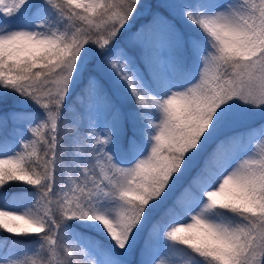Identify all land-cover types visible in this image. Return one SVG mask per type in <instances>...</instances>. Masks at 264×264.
Instances as JSON below:
<instances>
[{
    "label": "snow or ice",
    "instance_id": "1",
    "mask_svg": "<svg viewBox=\"0 0 264 264\" xmlns=\"http://www.w3.org/2000/svg\"><path fill=\"white\" fill-rule=\"evenodd\" d=\"M144 7L0 0V107L39 110L0 151V232L29 242L0 264H264V0Z\"/></svg>",
    "mask_w": 264,
    "mask_h": 264
},
{
    "label": "trees",
    "instance_id": "2",
    "mask_svg": "<svg viewBox=\"0 0 264 264\" xmlns=\"http://www.w3.org/2000/svg\"><path fill=\"white\" fill-rule=\"evenodd\" d=\"M143 13V12H142ZM150 21V18L147 16L144 18ZM152 23H148L147 26L151 25ZM83 86H80L76 89V91L72 94V97L68 100L67 104L73 107L76 111L80 108L81 103L80 99V90ZM83 101H88L87 96L84 97ZM14 108L17 113H38V109L30 104H20L15 100V98L10 97L7 104L3 105L0 107V127L3 123V121H6V127L0 128V146L1 144L4 143H14L17 142L19 137L24 134L26 124H25V119L26 117L24 115H18L17 120L13 119L12 114H10L9 118H4V115L6 116L9 113V109ZM127 109V107H126ZM125 109V110H126ZM69 108L65 111L64 115L66 119H71L69 116L68 112ZM16 123H19L17 126ZM9 125V126H8ZM15 125V126H14ZM17 127V128H14ZM17 188H23L25 192H31L32 187L31 186H26L22 184H17ZM29 247V242L28 241H19L16 240L14 241L10 234H7L5 232H0V256H5L10 248H25ZM139 255H134L133 260L139 259Z\"/></svg>",
    "mask_w": 264,
    "mask_h": 264
},
{
    "label": "rangeland",
    "instance_id": "3",
    "mask_svg": "<svg viewBox=\"0 0 264 264\" xmlns=\"http://www.w3.org/2000/svg\"><path fill=\"white\" fill-rule=\"evenodd\" d=\"M171 2H176V0H142V3L145 5V7L141 10V12L138 16V19L136 22V27L139 28L140 26H147L148 23H152L154 14L159 13L161 15H167L168 10L161 7V6L166 4V3H171ZM146 16L148 18H150V21L147 19H144ZM193 34H195V33L193 32ZM125 43H129V47H130V49L134 55L138 54L137 50L135 48L131 47V43L129 41L125 40ZM81 86H83V85H81ZM78 98H79V96H78ZM19 103L20 104H26V103H22V102H19ZM89 103H90L89 99L86 102L83 101V103L80 105V108L78 109V111L73 109V107H71L70 105H68L69 107H67V108H69L68 112H69L70 118L75 116L76 119L81 123V125H82V127L80 129L81 132H83L84 129L87 127L90 118L99 121L101 124L104 122V120L106 118L105 111L102 109V107H99L98 105H96L95 101L91 102L93 104V111L90 114L88 111ZM8 111H9V113L6 116L4 115V118H9L10 114H12L13 119L17 120L18 115H16V113H17L16 110L14 108H11ZM260 122L261 121H260L259 117L257 116L256 119L254 121H252V124L255 126V125H259ZM18 124L19 123H16L17 126H20ZM4 127H6V121L5 120L3 121L0 128H4ZM14 128H17V127H14ZM253 135H256V133H253ZM15 143L16 142L7 143V144L11 146V145H14ZM256 143H259V138L256 140ZM4 144H1L0 151H3V145ZM0 257H3V256H0ZM132 258L133 257H130V259H132Z\"/></svg>",
    "mask_w": 264,
    "mask_h": 264
}]
</instances>
